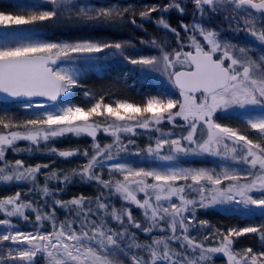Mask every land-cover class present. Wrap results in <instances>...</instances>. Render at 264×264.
<instances>
[{
  "label": "snow or ice",
  "instance_id": "6c2138e0",
  "mask_svg": "<svg viewBox=\"0 0 264 264\" xmlns=\"http://www.w3.org/2000/svg\"><path fill=\"white\" fill-rule=\"evenodd\" d=\"M15 8L0 11V187L18 186L0 196V264H264V0L139 10L127 0H18ZM129 26L143 33L138 42L115 38ZM20 31L27 35L12 38ZM115 65L100 91L83 83L90 70ZM153 81L179 98L115 95L117 85ZM84 137L87 146H56ZM23 154L79 159L62 169ZM190 157L219 163L182 166ZM76 183L95 194L65 199ZM209 209L254 222L213 225L200 219ZM249 235L260 246L238 248Z\"/></svg>",
  "mask_w": 264,
  "mask_h": 264
},
{
  "label": "rangeland",
  "instance_id": "374dc122",
  "mask_svg": "<svg viewBox=\"0 0 264 264\" xmlns=\"http://www.w3.org/2000/svg\"><path fill=\"white\" fill-rule=\"evenodd\" d=\"M18 3V0H0V11H5V12H11V11H16L17 9L15 8V5ZM127 3L129 4H134L137 8V10H139L144 4H153V3H166L165 0H127ZM158 13H154L153 16H158ZM137 20H139V15H138V11H137ZM186 19H190L189 17H186ZM179 23L178 18L175 19L174 25L173 26H177ZM215 23V22H214ZM24 28H26L27 26H22ZM148 32H153L155 30V24H147L146 25ZM226 27V26H225ZM53 30L51 29H44L41 33L42 36H44V38H49L50 37V33ZM27 35L26 32L24 31H20V32H16L13 34L12 38L15 39H23L25 36ZM143 33L140 32V30L135 29L131 26H129L128 28H125L124 30L114 33L115 38L117 39H137L138 42V37L142 36ZM225 36H230V33L225 32L224 33ZM120 66L119 65H115L111 68H107L106 70H104L103 73H101L99 70L97 69H93L90 70L88 75L85 77L83 83L85 85H87L89 88L94 89L95 91H100L102 87H106L111 83V80L113 79V77L117 74L118 71H120ZM137 90L133 91L132 90H127L128 88H124L122 85H117L116 86V92L115 95L119 96L121 98H129L132 100H137L139 101L142 97L143 94L148 93V92H157V91H162V92H167L169 94L174 95L176 98H179V94H177L175 92V89L167 84L166 81H163L162 83H158L156 81H153L151 83H137ZM126 90V91H125ZM83 89H76L74 90V97H73V103L79 104L81 102L84 101V97H83ZM3 106H0V109H2ZM8 110L9 111H13V112H19V109H16L14 107L8 106ZM223 123H229V119H224L222 120ZM231 123L233 124V126H236L237 121L235 119L231 120ZM170 126H165V130H167ZM100 137L102 140V133H100ZM61 141V145L64 148H68L71 146H74L75 144H80L81 147L83 146H87V144H90L91 140L88 137H84L81 140L77 141L75 138H68V139H63V140H59L56 142V146L58 144V142L60 143ZM110 140H107L106 143L110 142ZM19 145L21 147H25L27 145V142L25 141H20L18 142ZM147 143V140L143 137L138 138V144L143 147L144 144ZM75 147V146H74ZM8 158L10 160L14 159V158H21L19 156H14L13 153H9ZM23 159L25 160L26 163L28 164H36V163H46L49 160H55L56 163L52 165V167H58V168H62V169H71L73 168L76 163L77 160L76 157L72 158V162H61L60 158L58 157H49V156H45V155H40V154H36L33 156H28L27 154H23ZM79 159V158H78ZM200 159L202 158H195V157H190L188 158V164H183L182 166H192V167H201L198 166L199 164H197V160L200 161ZM207 160L210 158H206ZM130 162H137L139 164L140 162V158L139 157H130L129 158ZM183 162V161H182ZM212 165L208 166L209 168L211 167H215L219 161L212 157L211 159ZM159 163H163V162H159ZM139 166H150L148 163H144V164H140ZM105 178H107V171L105 170ZM19 187H25V186H19ZM18 190V186L17 185H12L9 187H0V196H5V195H9V194H13L15 191ZM80 191H84L85 194H91L95 191V188L93 187H88L86 185H81L79 183L70 185L68 190L65 192L66 195H76L78 193H80ZM69 198V197H68ZM65 199L66 196H65ZM200 219H207L211 224L213 225H218L221 227H227L229 225H235V226H243L246 225L248 223H252L254 222L253 220H248V219H242L240 216L238 215H229V214H225L219 211H215V210H211L209 209L207 211L206 214H200ZM260 218L256 217L255 220L258 221ZM238 248H242V247H254V248H258L260 246L259 241L257 238H255L254 236H244L239 238L237 245ZM41 264H43V261H41Z\"/></svg>",
  "mask_w": 264,
  "mask_h": 264
},
{
  "label": "flooded vegetation",
  "instance_id": "af4514ba",
  "mask_svg": "<svg viewBox=\"0 0 264 264\" xmlns=\"http://www.w3.org/2000/svg\"><path fill=\"white\" fill-rule=\"evenodd\" d=\"M175 89V88H174ZM175 92L177 93V94H179V92H178V90H176L175 89ZM62 143H61V141H60V143L58 142V144H57V147L58 148H61V149H63V146L61 145ZM77 144H75L74 146H76ZM74 146H71V147H74ZM75 158V157H74ZM206 158H210V159H206ZM211 159H212V157H203L202 159H200V161L199 160H197V164H199L198 166H201V167H208V166H211L212 165V162H211ZM75 160H78V158H76ZM60 161L61 162H63L64 160H62V159H60ZM73 160L71 159V161H64V162H72ZM183 164H188L189 162L187 161L186 163L185 162H182ZM74 167L76 166V164L75 165H73ZM137 213H138V211L139 210H135ZM201 214H203V212H201ZM222 257L221 258H217L216 259V264H222Z\"/></svg>",
  "mask_w": 264,
  "mask_h": 264
},
{
  "label": "trees",
  "instance_id": "16d2710c",
  "mask_svg": "<svg viewBox=\"0 0 264 264\" xmlns=\"http://www.w3.org/2000/svg\"><path fill=\"white\" fill-rule=\"evenodd\" d=\"M166 2H167V0H165ZM178 17V14L177 13H175V12H172V13H170L169 14V23H171L172 25H174V22H175V19ZM127 90H132V92L133 91H135V90H137V87H135V88H128ZM126 91V90H125ZM133 94H134V92H133ZM111 139V137H106V136H104L103 135V133H102V141L103 142H107V140H110ZM10 153V152H9ZM9 153L7 154V155H9ZM40 181H41V184H43V181H44V177L43 176H41L40 177ZM26 187V186H25ZM81 192H83L84 193V191H80V193ZM80 193H78V194H80ZM78 194H76V195H78ZM85 194V193H84ZM93 194H95V191L93 192V193H91V194H88V195H93ZM63 195V197L65 198V196H66V198H70V197H72L73 195H66L65 193H63L62 194ZM87 195V194H86Z\"/></svg>",
  "mask_w": 264,
  "mask_h": 264
},
{
  "label": "water",
  "instance_id": "95a60500",
  "mask_svg": "<svg viewBox=\"0 0 264 264\" xmlns=\"http://www.w3.org/2000/svg\"><path fill=\"white\" fill-rule=\"evenodd\" d=\"M177 90V89H176Z\"/></svg>",
  "mask_w": 264,
  "mask_h": 264
}]
</instances>
